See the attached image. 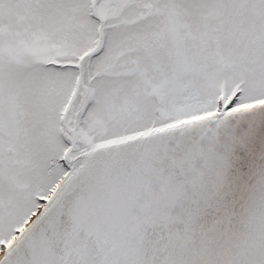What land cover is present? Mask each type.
Listing matches in <instances>:
<instances>
[{"label":"snow or ice","instance_id":"snow-or-ice-1","mask_svg":"<svg viewBox=\"0 0 264 264\" xmlns=\"http://www.w3.org/2000/svg\"><path fill=\"white\" fill-rule=\"evenodd\" d=\"M0 264H264V0H0Z\"/></svg>","mask_w":264,"mask_h":264}]
</instances>
